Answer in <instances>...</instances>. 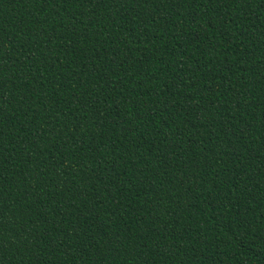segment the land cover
I'll list each match as a JSON object with an SVG mask.
<instances>
[{"label":"trees","instance_id":"obj_1","mask_svg":"<svg viewBox=\"0 0 264 264\" xmlns=\"http://www.w3.org/2000/svg\"><path fill=\"white\" fill-rule=\"evenodd\" d=\"M0 264H264V0H0Z\"/></svg>","mask_w":264,"mask_h":264}]
</instances>
